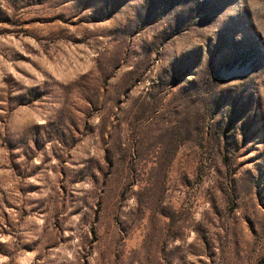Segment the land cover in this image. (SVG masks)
<instances>
[{
  "label": "rangeland",
  "instance_id": "rangeland-1",
  "mask_svg": "<svg viewBox=\"0 0 264 264\" xmlns=\"http://www.w3.org/2000/svg\"><path fill=\"white\" fill-rule=\"evenodd\" d=\"M0 264H264V0H0Z\"/></svg>",
  "mask_w": 264,
  "mask_h": 264
},
{
  "label": "bare ground",
  "instance_id": "bare-ground-1",
  "mask_svg": "<svg viewBox=\"0 0 264 264\" xmlns=\"http://www.w3.org/2000/svg\"><path fill=\"white\" fill-rule=\"evenodd\" d=\"M234 74L236 75V74H238V72H235ZM229 75H230V74H229Z\"/></svg>",
  "mask_w": 264,
  "mask_h": 264
}]
</instances>
